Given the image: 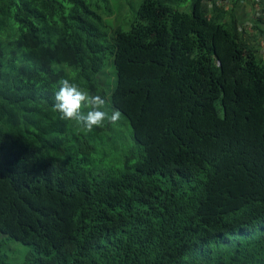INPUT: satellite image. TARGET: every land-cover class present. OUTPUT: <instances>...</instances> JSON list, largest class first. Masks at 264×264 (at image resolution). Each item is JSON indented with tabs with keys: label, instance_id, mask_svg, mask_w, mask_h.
I'll use <instances>...</instances> for the list:
<instances>
[{
	"label": "trees",
	"instance_id": "trees-1",
	"mask_svg": "<svg viewBox=\"0 0 264 264\" xmlns=\"http://www.w3.org/2000/svg\"><path fill=\"white\" fill-rule=\"evenodd\" d=\"M186 1L141 0L109 33V0H0V232L28 247L17 264H264V53L239 0ZM65 78L130 134L61 119Z\"/></svg>",
	"mask_w": 264,
	"mask_h": 264
},
{
	"label": "clouds",
	"instance_id": "clouds-1",
	"mask_svg": "<svg viewBox=\"0 0 264 264\" xmlns=\"http://www.w3.org/2000/svg\"><path fill=\"white\" fill-rule=\"evenodd\" d=\"M53 107L61 119L82 126L87 132L106 124L115 126L122 118L119 110H107L104 97L84 91L67 78L61 79L58 89L54 91Z\"/></svg>",
	"mask_w": 264,
	"mask_h": 264
},
{
	"label": "rangeland",
	"instance_id": "rangeland-1",
	"mask_svg": "<svg viewBox=\"0 0 264 264\" xmlns=\"http://www.w3.org/2000/svg\"><path fill=\"white\" fill-rule=\"evenodd\" d=\"M141 0H109L108 8L101 10V16L104 19V24H105V29L109 31V33H112V31L116 28H121L122 30H128L131 26L132 19L135 14V10L140 3ZM190 3L191 0H188L185 2L184 5L180 7V9L184 11H190ZM251 9H253V2H251ZM251 16L253 13V10L250 12ZM254 25V24H253ZM252 31H255L256 33L258 32L260 34L259 28H254L252 27ZM249 32V31H248ZM250 35V33H248ZM251 42V40H249ZM253 44V43H252ZM253 45L258 46L260 48V53H264V40L263 38H258V42L254 43ZM107 75H106V81L108 80L107 78H112L113 74L110 71V68L106 70ZM104 80V81H105ZM123 119V118H121ZM125 126L123 124L121 125V121H119L115 126L113 125L115 132H118L120 134H130V129L128 123L125 121ZM78 130V128H76ZM125 141H128V139L125 137ZM133 142V140H132ZM114 148V147H113ZM118 148H116V152ZM98 155V154H97ZM108 153L105 156L104 159L106 161L103 164H107L108 160ZM114 158V157H113ZM111 161V160H109ZM115 162L114 160H112ZM28 247L22 245L20 242L11 240L9 237L3 233L0 232V251H5L8 258L12 262V264H17L19 261L24 257L25 253L27 252Z\"/></svg>",
	"mask_w": 264,
	"mask_h": 264
},
{
	"label": "crops",
	"instance_id": "crops-1",
	"mask_svg": "<svg viewBox=\"0 0 264 264\" xmlns=\"http://www.w3.org/2000/svg\"><path fill=\"white\" fill-rule=\"evenodd\" d=\"M251 2H253V6H254V0H239L234 6V12L237 16L238 19V24L239 26L244 30L245 34V39L249 42V40H251V42L249 43H257L258 42V38L259 35L255 32V31H250L247 30V28L245 27L246 23H252V27H256L254 25H257V28H262L264 29V15H262V19H255L253 17V13L252 16L250 15L251 13ZM254 24V25H253ZM249 31V32H248ZM248 33H250V35H248Z\"/></svg>",
	"mask_w": 264,
	"mask_h": 264
},
{
	"label": "built area",
	"instance_id": "built-area-1",
	"mask_svg": "<svg viewBox=\"0 0 264 264\" xmlns=\"http://www.w3.org/2000/svg\"><path fill=\"white\" fill-rule=\"evenodd\" d=\"M253 17L257 20L260 16L264 15V0H254ZM247 30L252 31V23H246Z\"/></svg>",
	"mask_w": 264,
	"mask_h": 264
}]
</instances>
